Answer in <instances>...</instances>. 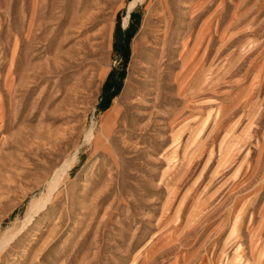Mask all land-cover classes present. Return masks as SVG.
<instances>
[{
  "label": "rangeland",
  "instance_id": "1",
  "mask_svg": "<svg viewBox=\"0 0 264 264\" xmlns=\"http://www.w3.org/2000/svg\"><path fill=\"white\" fill-rule=\"evenodd\" d=\"M131 1L0 0V264H264V0Z\"/></svg>",
  "mask_w": 264,
  "mask_h": 264
},
{
  "label": "bare ground",
  "instance_id": "2",
  "mask_svg": "<svg viewBox=\"0 0 264 264\" xmlns=\"http://www.w3.org/2000/svg\"><path fill=\"white\" fill-rule=\"evenodd\" d=\"M141 1H142V0H132V1L130 2V6L134 5V4L137 3V2H141ZM157 27H158V26H157ZM114 108H115V106L113 105V107H112L110 110H108V112H107L104 116H107L108 114H110L111 112H113ZM92 131H93V130H92ZM92 131L89 132V134H88L87 137H86V140H90V139L92 138V136H93ZM73 159H74V158H73ZM68 166H69V161L67 160V161H65V162L61 165V167H60V169L58 170V172H56V174H54V177L52 178L51 182L49 183V190H48L49 192H48V194H47V196H46V199L43 200V202H42V204H41V207H39V206H40V205H39V206H38L39 208L37 207L36 209H34V210L31 212V214H30L29 217L27 218V221H28V222H29V220L31 219V217L33 216V213L35 214L36 211H37L38 209L42 208V207L45 205V203L50 199V197L52 196L53 192L55 191L57 185H58V184L64 179L65 174H66V172H67V168H68ZM47 189H48V188H47ZM18 233H19L18 231H15L14 234H13L9 239L0 242V251L3 249V246L7 245V243L10 242V241L15 237V235L18 234Z\"/></svg>",
  "mask_w": 264,
  "mask_h": 264
},
{
  "label": "trees",
  "instance_id": "3",
  "mask_svg": "<svg viewBox=\"0 0 264 264\" xmlns=\"http://www.w3.org/2000/svg\"><path fill=\"white\" fill-rule=\"evenodd\" d=\"M115 83H108L104 86L103 89V97H102V101H101V107H106V105L109 103V100L111 99L112 95H114V93L117 92V90H114L112 93L109 92L111 86H114Z\"/></svg>",
  "mask_w": 264,
  "mask_h": 264
}]
</instances>
